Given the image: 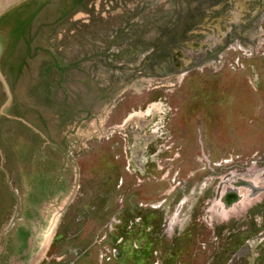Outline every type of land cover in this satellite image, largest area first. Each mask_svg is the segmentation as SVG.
I'll list each match as a JSON object with an SVG mask.
<instances>
[{
  "label": "rangeland",
  "instance_id": "1",
  "mask_svg": "<svg viewBox=\"0 0 264 264\" xmlns=\"http://www.w3.org/2000/svg\"><path fill=\"white\" fill-rule=\"evenodd\" d=\"M31 14L2 75L15 114L77 171L36 264H264V0H46ZM79 84L109 107L78 120ZM153 102L159 115L113 126Z\"/></svg>",
  "mask_w": 264,
  "mask_h": 264
},
{
  "label": "water",
  "instance_id": "2",
  "mask_svg": "<svg viewBox=\"0 0 264 264\" xmlns=\"http://www.w3.org/2000/svg\"><path fill=\"white\" fill-rule=\"evenodd\" d=\"M45 1L0 0V59L14 14ZM76 179L75 162L15 114L0 65V264L40 260Z\"/></svg>",
  "mask_w": 264,
  "mask_h": 264
},
{
  "label": "crops",
  "instance_id": "3",
  "mask_svg": "<svg viewBox=\"0 0 264 264\" xmlns=\"http://www.w3.org/2000/svg\"><path fill=\"white\" fill-rule=\"evenodd\" d=\"M64 86V85H63ZM71 89L73 90L74 89V91H78V93L79 94H82V96L83 97H85L86 95H87V99L86 100H84L83 101V105H79L78 106V109H81V110H78V120H81L82 118H84L85 116H93V117H95V116H97V114H99V111L101 110V109H103L104 108V106L107 104L108 106H107V108L109 107V105L111 104V101H112V96H111V94H110V92H109V94H108V96L107 97H105V95H103V97L101 98V97H97L96 98V95H94V90L93 91H90V92H92L91 94H89L88 93V86H86V85H83V84H79L78 85V87H76V85H71ZM72 90H69V89H66V92H68V93H72ZM61 93H62V96H61V98L63 99V98H65V94H64V91H63V88L61 89V91H60ZM69 97V100H67V103H69V101L71 100V102H73V99H72V97L71 96H68ZM74 97V96H73ZM153 103H155V104H157L156 106H155V108L153 109V110H151V111H149L148 113H146V114H144V115H141V116H139V117H136V118H131L130 120H126L127 119V117H128V115L130 114V113H132V112H138V111H142V112H144L146 109H147V107H148V105L146 106V108H143V109H139V110H133V111H131V112H129V113H127L126 114V116L120 121V123H118V124H114L113 126H115V127H121V128H123V127H126V126H128V125H131V127L133 126V125H135V124H137V122H141V123H143V121L141 120V118H148V117H151V118H154L155 116H157V115H159V112H160V105L158 104V103H156V102H153ZM153 103H151V104H153ZM68 108V107H67ZM83 108V109H82ZM84 110V111H83ZM74 111H77V110H74ZM80 113V114H79ZM57 117H60L62 120H61V122H63V119H64V113H62L61 115L59 114V112L58 113H56L55 114ZM58 122V121H57ZM127 122V123H126ZM146 122V121H145ZM145 122H144V124H142V125H145ZM88 124H90V121H88L87 122ZM64 124H65V122H64ZM34 125V124H33ZM148 125H149V123H148ZM112 126V125H111ZM111 126H110V128H111ZM112 126V127H113ZM158 126H155V127H150L149 129L151 130V132H155L157 129ZM40 132V131H39ZM144 133H143V135H141V136H135V139L137 138L138 139V142L136 143V141H135V143L133 144L134 146V148H133V150H135V151H141L142 150V148H141V146L138 148V146L139 145H141V142L143 141V142H148V140H149V137H146V132L147 131H143ZM41 133V132H40ZM48 141H50V142H52L53 144H55L60 150H61V145L56 141V140H54V138H49V136H46L45 134H43V133H41ZM136 139V140H137ZM138 145V146H137Z\"/></svg>",
  "mask_w": 264,
  "mask_h": 264
},
{
  "label": "flooded vegetation",
  "instance_id": "4",
  "mask_svg": "<svg viewBox=\"0 0 264 264\" xmlns=\"http://www.w3.org/2000/svg\"><path fill=\"white\" fill-rule=\"evenodd\" d=\"M64 8H71L72 6H63ZM26 8V7H25ZM27 10L29 8H26ZM26 9H23L22 11L18 12L17 14H14V20L16 24H21L22 25V29L23 31H25L27 25H28V21L31 17V13L29 14V11H26Z\"/></svg>",
  "mask_w": 264,
  "mask_h": 264
},
{
  "label": "trees",
  "instance_id": "5",
  "mask_svg": "<svg viewBox=\"0 0 264 264\" xmlns=\"http://www.w3.org/2000/svg\"><path fill=\"white\" fill-rule=\"evenodd\" d=\"M32 15V14H31ZM22 29V25L21 24H16L15 25V30H14V32H16L17 30H21Z\"/></svg>",
  "mask_w": 264,
  "mask_h": 264
},
{
  "label": "bare ground",
  "instance_id": "6",
  "mask_svg": "<svg viewBox=\"0 0 264 264\" xmlns=\"http://www.w3.org/2000/svg\"><path fill=\"white\" fill-rule=\"evenodd\" d=\"M152 108H154V107H152ZM148 110H150V108ZM131 117H132V115H129L126 120H130Z\"/></svg>",
  "mask_w": 264,
  "mask_h": 264
}]
</instances>
